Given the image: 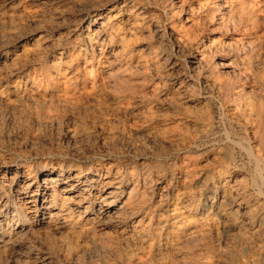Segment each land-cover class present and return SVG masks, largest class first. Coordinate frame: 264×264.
Wrapping results in <instances>:
<instances>
[{
  "label": "rangeland",
  "instance_id": "374dc122",
  "mask_svg": "<svg viewBox=\"0 0 264 264\" xmlns=\"http://www.w3.org/2000/svg\"><path fill=\"white\" fill-rule=\"evenodd\" d=\"M168 1L0 0V264H131L141 253L148 256V264H255L256 250H264V235L247 240L238 235V228L243 231L252 224V211L264 207V168L254 169L237 147L243 141L257 147V137L229 121L233 98L206 85L208 69L190 64L186 50L175 55L168 37L179 20L186 30L205 28L208 15L201 5L208 0ZM260 1L259 39L252 51L235 47L242 28L236 8L224 11L231 18L228 36L213 24L206 35L210 43L236 44L224 50L229 65L223 74L264 108V86L252 83V77L264 79V0ZM93 13L101 16L98 33L106 31V16H113L108 27L121 31L102 45L107 61H91L92 76L99 83L96 91L88 89L82 76L85 64L77 59V51L86 44L76 37ZM135 13L143 18L145 14L142 23L148 28L141 23L143 27L132 31ZM98 49L87 48V55L91 58ZM236 64L246 70L244 75L236 73ZM76 71L81 74L73 77ZM18 89L34 102L19 98ZM64 90L72 92L73 106L58 97ZM51 95L53 99L44 100ZM41 170H54L61 180L96 173L102 177L107 172L112 181L120 176L121 185L127 186L108 210L119 209V219L104 215L99 199L81 204L83 184L69 197L59 192L42 197ZM223 172L241 178L246 194L237 200L243 205L235 227L216 214L218 197L211 205L215 211L201 224L176 229L170 222L158 223V218L170 220L167 208L177 197L201 200L210 193V179ZM144 176L148 189L140 183ZM127 199L142 206L135 211L120 208ZM141 221L147 230L136 247L128 232ZM195 228L207 233L204 243L191 236ZM229 252L239 256L232 258Z\"/></svg>",
  "mask_w": 264,
  "mask_h": 264
},
{
  "label": "bare ground",
  "instance_id": "6f19581e",
  "mask_svg": "<svg viewBox=\"0 0 264 264\" xmlns=\"http://www.w3.org/2000/svg\"><path fill=\"white\" fill-rule=\"evenodd\" d=\"M259 1L255 2V0H253V1H248V0H240V1H235V0H208L207 3H203V5H201V8L203 9V11L207 12V15H208V19H206V22H207L208 25L205 26V23H204L205 28H203L202 30H196L194 28L195 30H193V31H190L188 29L189 30L188 31V30H186L185 25L183 24V22L181 20H179L177 22V26H176L177 30H176V32L173 33V34H170V33L168 34V37L171 38L172 41H173V47L172 48H173V51H174L175 55L178 56L181 53L183 54L184 50L188 51L189 54H190V61H189V62H191L190 64L198 66V67H202L203 70L204 69H208V74L203 77L204 83H206V85L209 83L208 85H210L211 88H213L218 93L224 94L226 97L230 96V97L233 98V99L230 98L231 100L229 101L231 103L230 105L233 106V109H232V113L229 115L228 119H229L230 122L243 125V127L245 129H247L248 131H250L253 134V137H257V147H250L249 144L245 143L244 141L241 142V143L239 142V144L237 143V145H238L237 147H239L240 150L242 151L241 153L244 152L246 154L247 158H249L253 162L252 164H254V167H255L254 169H256V170H259L261 167L264 168V120H263L264 108H263L262 102L260 101L261 103H258L257 101H251L252 97H249L248 93L245 92L243 87H241L240 85H235L234 83H231V81L228 82L226 80V78H225V76L223 74V70H226L229 64L227 65L225 63L226 62V60H225L226 58L225 57L227 55V52H224V50H227V48L229 47L228 45L230 43L227 44L228 42L225 43L222 40H219L218 42L212 41L210 43V38H209V36L206 35V33L209 30L208 26L210 24H213V25H217L218 27H221V29L223 28L224 29L223 36H225V35L228 36V30H229L228 25L230 23L231 18H230V16H227V13H225L224 11L226 9L227 10H230V9L236 10L237 9V11H239V18L237 17V19L240 22L239 26H241L242 28H241L240 32L238 33L239 37L236 40V44L237 45L235 43L234 44L236 46L233 43L232 44L236 47V49L238 51H240L239 49H241V51H246V50H251L252 51L255 48V46H256L255 42L257 43L258 39H259V37L257 35V32H256V28H257V24H258L257 23V20H258L257 17L259 15L258 12H261L260 10L262 9L261 6H260V2H262V1H260V2ZM179 2L184 3V2H186V0H179ZM235 2H236V4H235ZM182 3H180V4H182ZM262 4H263V2H262ZM263 9H264V7H263ZM141 13H139V14L135 13V16H134V22H135L134 24L135 25L132 28L133 32L136 31L138 28H140L139 25H141V23L143 22V19L145 18V14H144V18H143L142 15H140ZM92 16H93V18L90 20V22L86 26H83V30L78 34V36H76V37H78V39L82 40L86 44V45H84L85 46L84 50H81L80 52L77 51L78 52L77 59H79L80 61L84 62V64H85L82 72H81V70H80V72L82 73V76L86 79L88 84L90 85V88H88V89H91V91H96L99 88V83H97L96 79L92 76L93 65H90L91 61H97L98 63H100L101 60H106L107 61L106 55H105V53L103 51L104 47L102 45H104V43L106 42V39L120 36L119 34H120L121 31L117 27H108L109 23L112 22L111 20L113 19V16H108V17L106 16V18L104 20L105 24H106V28H105L106 31L102 32V33H98L96 28L99 27V25H101V23L99 22L100 19H98L101 16L96 15L94 13H93ZM237 16H238V14H237ZM185 23H189L188 19L185 20ZM142 25L146 26L147 28L149 27V26H147L148 24L146 25V23H144V24L142 23ZM128 30H130V29H128ZM230 30L233 31L232 29H230ZM126 33L130 34L132 32L131 31L130 32L127 31ZM231 45H230V47H231ZM98 47H99V49H98L99 52L96 53V54L93 53L94 55H92L91 58H90L87 55L88 54V52L86 51L87 48H92V49L97 50ZM234 48H233V50H234ZM139 51H138V53H139ZM228 52H230V54H231V51L228 50ZM243 58H245V57H243ZM165 61L170 63L171 59L169 57H166ZM98 63H97V65H98ZM138 66H140V65H138ZM195 66H193V67H195ZM75 69H76V67H75ZM235 70H236V73L240 74V75H242V74L244 75V72H246V70L244 68L239 67V65H237V64L235 65ZM81 73L76 71V72H74L72 74V76L73 77L79 76V74H81ZM170 73L171 72H169V74ZM196 74H197V71H196ZM170 76H171V74H170ZM173 78H174V76H173ZM48 79L50 80L51 77L48 78ZM252 81H253L252 83H255V84L260 85L262 87L264 86V79L261 78V77H252ZM23 85L26 86V84H23ZM18 91H20L19 93L21 94V95H19V98L23 99L24 101L30 102V103L34 102L35 98L34 99L31 98L32 96L28 97L27 93L22 91V90H20V89H18ZM28 92H30V91H28ZM117 93H120V92H117ZM71 94H72V92H71ZM71 94H69L67 92V90L66 91L64 90V91H60L59 94H57V95H58V97H60L62 99V101L65 104L70 105L72 103L70 101L71 100L70 99V95ZM34 96H36V95H34ZM53 98L54 97L52 95L51 96H45L44 100L45 99L46 100L47 99H53ZM60 98H59V100H61ZM75 100H76V98H75ZM71 105L73 106V104H71ZM226 114H228V113H226ZM47 116H48V114H47ZM147 116H149V115H147ZM184 116H185V114H184ZM198 117H199V115H198ZM50 122H51V120H50ZM206 128H208V127H206ZM234 144H236V143H234ZM256 170H255V172H256ZM40 172L42 174H45V171H43V170H41ZM260 175H261V173H260ZM111 178H112L111 175L109 174V172H107V174H105L102 177L100 176V174L96 173V174H92V175L88 176L87 178H83V177L81 178V176H76V177H74L73 180H69V179L61 180L59 178V174H57L54 170H52V171L47 172L44 175V177L42 179V182H41V187H38V191H40V194H41L42 197H44L48 192H52V193H54V195H55L56 192H59V194L69 197V195L71 193L75 192L77 190V188H79L81 186V184H83L82 186L85 187V189L83 190L85 196H84L83 200L80 201L81 204L85 203V201L88 200V199H93V198L99 199L100 209L104 210L103 211V213H105L104 215L108 216L109 214H111V215H109V218L117 220V219H119L118 218L119 217V211H118L119 209L115 210V211H113L111 213L108 210L110 209V207L112 205H115L118 202L117 199H118V196H120L119 193L120 194L123 193L122 192V187L124 188L127 185H125V186L121 185L122 178L120 176H115L114 177L115 180H113V181L111 180ZM255 178H257V177H255ZM140 181H141L140 183H142V187L147 188V189L151 187V186H148V183L146 182L145 176L143 178H141ZM63 184L64 185L66 184V186L59 190V187L62 186ZM135 186H137V185H135ZM25 187H29V185H26ZM209 187H210L209 188L210 189V193L209 194H205L204 197L202 196L201 200L199 198H198V200H196L195 197L188 196V195L187 196L185 195L186 197L185 196L177 197L176 200L173 203H171L168 206V208H167V212L169 213L167 217H169L170 220L167 221L168 218H165V217L164 218H165L166 221L164 220V218H162V219L158 218V223H160V225L163 226L164 224L167 225V223L170 222L171 223L170 225L173 228H176V229L179 228V227H181V228L182 227L183 228L184 227H188L189 228V227H194L197 224H201V223H203V220L208 217L210 212L215 211L214 208H212L211 205L214 204L215 199L218 197L219 202H218V204L216 203L217 204L216 214L218 216H220L226 223H228L229 226L235 227L236 226V221L238 219L237 218L238 210L242 209L241 205H243V204H240V202H238L237 200L240 199V201H241V199L244 198L245 195H246L244 189L242 188V180H241V178H239L238 176H236L234 174H230V172H223L220 175L218 174L217 177L210 179ZM33 193L30 194L31 197H35V195H37L36 193H34V194ZM38 194H39V192H38ZM73 194H75V193H73ZM129 196H127V197H129ZM139 197H141V196H139ZM130 199H131V196H130ZM130 199H127L129 201V203H127L128 201H125L122 204V206H120V208H122V207H124L126 209L131 208V210L135 211V210L138 209L139 206H142V205H140V203H135V204L132 205L131 202H130ZM70 203H71V201H70ZM42 204H43V201H40L38 206H42ZM157 204L159 206L162 204V202L160 200V197H159V199L157 201ZM157 204H156V206H157ZM62 208L60 210H62ZM252 212L254 213L253 221L250 222L252 224L251 225L247 224V226H248L247 228L243 227L244 228L243 231H241V228H238L239 231H240L238 233L240 238H243V239H246V240L247 239H257L259 236L264 235V207L260 206V207H258V209H255ZM83 213H85V212H83ZM248 213L250 214L251 212H248ZM245 214L248 215L247 213H245ZM86 215L89 216V215H92V213L88 212ZM92 219H94V218L92 217L89 220H92ZM75 221H77V220H75ZM148 222H150V221H148ZM146 230H147V224L144 225L143 222L131 226V228H130V230L128 232V236H129V238H131L132 241H134V243L136 244V247H138V245H137L138 243L142 242V238H143ZM166 235H168V234H166ZM235 235H237V234H235ZM191 236L193 237V239L197 240V242H198V240H202V242H203V237L206 238L205 236H207V233L205 231H203L202 228L200 230H197L195 228V230H194V232H192ZM172 238L174 239V237H172ZM207 238H208V236H207ZM176 239H178V237ZM175 241H177V240H175ZM251 241L253 242V240H251ZM258 242L260 243V241H258ZM243 243H244V241H243ZM249 244H251V243H249ZM256 247H258V246H256ZM248 249H250V248H248ZM251 252H254V251H251ZM255 255L257 256L255 264H264V250L261 249V248L260 249L258 248L256 250V254ZM236 256H239V255H237V253H230V257L233 258V257H236ZM147 259H148V256H145L143 253H141V255H140V257L138 259H135V260L131 261V264H148ZM157 260H159V259H157ZM236 263H239V262H236Z\"/></svg>",
  "mask_w": 264,
  "mask_h": 264
}]
</instances>
